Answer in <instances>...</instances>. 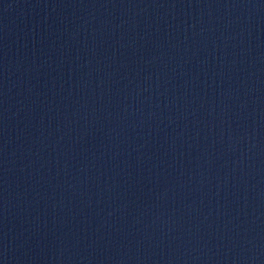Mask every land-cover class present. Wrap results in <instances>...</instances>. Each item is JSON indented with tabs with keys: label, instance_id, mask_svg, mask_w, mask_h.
Returning a JSON list of instances; mask_svg holds the SVG:
<instances>
[{
	"label": "water",
	"instance_id": "1",
	"mask_svg": "<svg viewBox=\"0 0 264 264\" xmlns=\"http://www.w3.org/2000/svg\"><path fill=\"white\" fill-rule=\"evenodd\" d=\"M0 264H264V0H0Z\"/></svg>",
	"mask_w": 264,
	"mask_h": 264
}]
</instances>
